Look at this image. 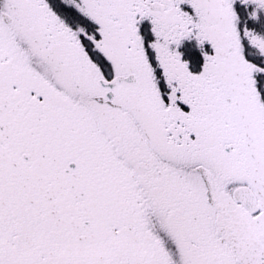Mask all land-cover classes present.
Here are the masks:
<instances>
[{"label": "snow or ice", "instance_id": "snow-or-ice-1", "mask_svg": "<svg viewBox=\"0 0 264 264\" xmlns=\"http://www.w3.org/2000/svg\"><path fill=\"white\" fill-rule=\"evenodd\" d=\"M0 264H264V0H0Z\"/></svg>", "mask_w": 264, "mask_h": 264}]
</instances>
